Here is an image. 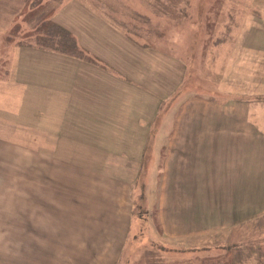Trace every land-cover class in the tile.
Wrapping results in <instances>:
<instances>
[{
    "label": "rangeland",
    "instance_id": "rangeland-1",
    "mask_svg": "<svg viewBox=\"0 0 264 264\" xmlns=\"http://www.w3.org/2000/svg\"><path fill=\"white\" fill-rule=\"evenodd\" d=\"M51 14L61 21L58 32L77 48L43 39L47 25L41 22ZM18 44L63 47L81 63L101 65L104 75L123 77L97 100L110 110L122 107L123 115L107 117L111 140L121 147L100 152L137 157L140 133L147 129L149 135L143 159L110 161L109 173L136 180L133 229L126 243H111L124 228L110 227L104 204L88 202L87 170L78 164L92 166L96 159H69L75 171L62 159H40L41 141L49 143V156L55 141L32 122L42 112L46 126H54L63 98L2 85L0 95L10 96L0 99V135L32 146L0 143V264H194L188 241L174 245L158 229L171 218L175 231L181 214L201 212L211 222L213 209L233 200L220 197L227 175L251 194V172L263 170L264 131L248 112L252 119L264 112V0H0V80H9ZM20 76L30 70L20 68ZM20 97L16 108L4 104ZM23 121L31 123L29 131L19 129ZM126 132L135 139L125 140ZM61 150L97 155L91 147ZM167 193L180 196L162 218ZM217 213L223 223L233 211ZM220 234L225 238L196 247L238 243L244 250L234 253L235 264H264V249L257 252L258 244L264 246V216Z\"/></svg>",
    "mask_w": 264,
    "mask_h": 264
},
{
    "label": "crops",
    "instance_id": "crops-1",
    "mask_svg": "<svg viewBox=\"0 0 264 264\" xmlns=\"http://www.w3.org/2000/svg\"><path fill=\"white\" fill-rule=\"evenodd\" d=\"M53 18L57 22H61L55 15ZM80 67L82 70L81 74ZM20 68H23L25 74L30 70V76L21 77ZM100 69L105 68L101 67V65L96 62H92L91 64L81 63L73 56L66 55L55 48H42L38 45L18 44L16 47H13V59L9 70V80L5 81L4 78L0 80V87L2 85H5L4 87L18 85L17 90L23 93L29 92L31 91V88H34L54 93L63 98L61 110L55 113L54 126H46V116H42V112L36 113L35 120L32 122H38L39 131L45 133L47 136H51L55 141V144L51 146L52 151H50V156L48 150L49 143L47 141H41L39 146L41 155L40 159H62L64 165L70 163V167L73 171H75V168L72 166V161L69 159H96L92 166H88L83 162H78L79 167H85L83 169L87 170L88 202L104 204V210L108 213L107 217L111 218L113 221L110 227L124 228L121 237H119V234L114 236L111 235L113 237L111 243L119 241L118 238L121 239V242L124 241L126 243L128 237L127 232L132 231L135 222L136 214L133 212L134 203L132 197L134 186L132 185H135L136 180L123 181L119 176L109 173V164L110 161H114L113 159H143L146 138L149 133L147 129L140 133V142L135 145L136 147H139L137 157H132L133 155L129 157L126 152H122L123 156L119 155L118 157L109 156L106 155L105 152H100V149H110L113 147L120 149V141L113 143L111 140L110 129L108 126L109 119L107 117L111 115H123L120 109L122 107H112L115 110H110V108L102 106L101 103H98L97 105V100L102 99L101 94L106 90L112 89L116 84L121 82V79L123 78L120 76L113 77L111 75H104L103 71ZM123 84H126V82L123 81ZM117 93H119V90H117ZM3 96L9 97L10 94H1L0 99ZM20 99H22V97L19 99L5 100L4 104L16 108L14 105L15 101ZM103 99L106 101V97ZM117 102L116 99V103ZM252 115V111L249 110L248 116L251 117L252 121L254 120L260 130L264 131V112L263 114L256 112L253 119ZM51 118L52 116H49V119ZM30 124L31 123H25V121H23V124L19 126V129L29 131ZM12 125L14 127L15 123H12ZM120 138V134L117 133L115 139L119 140ZM123 138L127 141L134 140L135 135H129V132H126L124 133ZM0 143H5L6 146L12 145L21 148H30L32 146V144L14 140L2 135H0ZM66 147L74 150L91 147L97 152V155H91L88 157L77 156L74 151L66 153L61 150ZM130 147H134V145L131 144L129 148ZM98 160L102 161L98 162ZM172 162L173 159L169 162V165L172 166ZM10 174L12 175V172ZM244 174L245 173L242 174L243 178L245 177ZM210 176L211 172L204 174L201 183L204 185L205 181L209 179ZM25 177L26 176H23V178ZM247 179H250L249 173L247 174ZM260 179H262L261 184ZM233 181L234 176L227 175V180L223 182V187L226 190V193H220V197L229 196L233 199L232 202L227 205H217L213 209L211 222H206V216L202 215L201 212L195 215H188L187 217L186 215L181 214L179 220L177 218V228L175 231H172L171 229L172 225H176V221L173 222V219L171 218H168L165 221L162 220V229H158L159 235L165 238L166 241L174 243V245H176V243L177 245H183L188 241L189 245L196 247L199 243H206L215 238L224 239L225 236L220 234L223 228L228 227L233 229L234 227L249 222L250 220H254L257 217H263L264 167L261 171L251 172V194L248 187L243 185L241 188L239 185L238 189L237 184H234ZM171 184L172 183L169 180L168 185L170 186ZM198 184L199 183L196 182L195 186ZM206 188L207 191L211 188L208 183ZM254 190L257 197L253 194L252 198V191L254 192ZM186 195L181 194V200L185 201ZM179 196V193H175L173 197L171 193H167L165 206H160L163 210L162 218L165 212H168L169 210V201L172 199H178ZM206 198H210L209 193ZM162 199L164 200L163 196ZM250 201L251 204H249ZM246 204L248 205L245 207ZM182 210L183 208L181 211ZM222 211H233L231 217L227 218L223 223H221L219 213H217ZM95 226L101 225L95 224ZM205 231H211L210 233L212 236H202V232ZM192 235L196 237L192 238ZM228 236L229 235L226 237ZM185 249L190 248L185 247Z\"/></svg>",
    "mask_w": 264,
    "mask_h": 264
},
{
    "label": "trees",
    "instance_id": "trees-1",
    "mask_svg": "<svg viewBox=\"0 0 264 264\" xmlns=\"http://www.w3.org/2000/svg\"><path fill=\"white\" fill-rule=\"evenodd\" d=\"M41 25L42 26L47 25V28L44 30L45 34H42L43 39L53 40V41L58 39L60 43L66 42L68 46H71L74 49L77 48V44H75V42L73 41H70L67 35H62L61 33L58 32L60 29H58L57 25H60V24L52 17V14L50 18L42 20ZM11 36H13V34L10 33L9 37ZM63 36L65 38H63ZM40 46H43V45H40ZM43 47H46V46H43ZM59 48H62L60 51H62L63 53L67 52V50H64L63 47H59ZM251 247L253 248L255 246L252 244ZM257 247H258L257 252L261 248L264 249V246L262 244H258ZM241 249H242V246H240L238 243H235V244H227V245L225 244L217 245L213 249H212V246L210 245H205L201 249H199V247H191L190 250L184 249V251L187 252L189 250V252L191 253L193 252V256L189 257V259L195 260L194 264H235L236 263L235 259L237 257L234 258V253L244 250V249L242 250ZM261 251L263 252V250ZM208 254H210L211 256H207ZM263 260L264 258H262V261Z\"/></svg>",
    "mask_w": 264,
    "mask_h": 264
}]
</instances>
